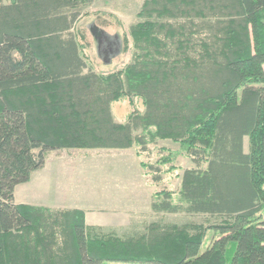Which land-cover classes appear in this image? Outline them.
I'll use <instances>...</instances> for the list:
<instances>
[{
  "label": "trees",
  "instance_id": "16d2710c",
  "mask_svg": "<svg viewBox=\"0 0 264 264\" xmlns=\"http://www.w3.org/2000/svg\"><path fill=\"white\" fill-rule=\"evenodd\" d=\"M94 1L0 0V264H264V0H145L109 73L77 28ZM126 98L143 109L118 122ZM131 148L160 215L139 229L14 201L49 150ZM179 156V189L158 188Z\"/></svg>",
  "mask_w": 264,
  "mask_h": 264
},
{
  "label": "rangeland",
  "instance_id": "374dc122",
  "mask_svg": "<svg viewBox=\"0 0 264 264\" xmlns=\"http://www.w3.org/2000/svg\"><path fill=\"white\" fill-rule=\"evenodd\" d=\"M144 1L95 0L86 8L77 28L84 35L80 41L85 46L84 55L92 69L109 73L131 61L133 51L128 30L138 20L137 14ZM126 36L128 49H125L123 41ZM142 109V102L136 98L133 103L126 98L113 105L114 117L118 122H125L131 111ZM247 143L248 139L246 149ZM158 146L174 150L179 147L170 141L159 142ZM156 151L151 153V161L157 158ZM139 161L135 148L49 150L44 168L34 171L29 182L16 186L15 199L17 202H48L70 209L81 208L87 215L88 224L113 228L118 233L139 229L145 222L160 217L151 209V195L157 187L150 186ZM176 165L178 170L168 174L158 188L179 189L180 180L176 175L192 163L188 158L179 156ZM163 218L179 223L190 219L202 221L201 217L185 214L166 213ZM216 237V231L209 230L201 252ZM104 264L154 263L107 261Z\"/></svg>",
  "mask_w": 264,
  "mask_h": 264
},
{
  "label": "crops",
  "instance_id": "0c3cea01",
  "mask_svg": "<svg viewBox=\"0 0 264 264\" xmlns=\"http://www.w3.org/2000/svg\"><path fill=\"white\" fill-rule=\"evenodd\" d=\"M45 166V165H44ZM43 166V168H44ZM42 168V169H43ZM14 201L15 203L17 204H27V205H33V206H42V207H49V208H67V206H64V205H54V204H51V203H46V202H17L16 199H15V191H14ZM70 209V208H68ZM72 209V208H71ZM77 209H81V208H77ZM85 220H86V223L88 224L87 222V215L85 213ZM119 220V219H118ZM126 220V219H125ZM117 223V222H116ZM88 225H92V224H88ZM94 225V224H93ZM124 225V224H123ZM120 226V225H118Z\"/></svg>",
  "mask_w": 264,
  "mask_h": 264
}]
</instances>
